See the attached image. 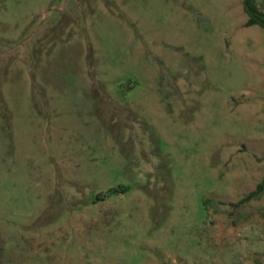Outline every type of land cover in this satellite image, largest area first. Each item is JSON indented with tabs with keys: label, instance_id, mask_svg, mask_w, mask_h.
Wrapping results in <instances>:
<instances>
[{
	"label": "rangeland",
	"instance_id": "1",
	"mask_svg": "<svg viewBox=\"0 0 264 264\" xmlns=\"http://www.w3.org/2000/svg\"><path fill=\"white\" fill-rule=\"evenodd\" d=\"M243 1L0 0V264H264Z\"/></svg>",
	"mask_w": 264,
	"mask_h": 264
},
{
	"label": "trees",
	"instance_id": "2",
	"mask_svg": "<svg viewBox=\"0 0 264 264\" xmlns=\"http://www.w3.org/2000/svg\"><path fill=\"white\" fill-rule=\"evenodd\" d=\"M244 10L248 16L246 27L260 26L264 29V12L258 6L257 0H244ZM264 193V180L257 189L248 195L243 202L257 198Z\"/></svg>",
	"mask_w": 264,
	"mask_h": 264
},
{
	"label": "crops",
	"instance_id": "3",
	"mask_svg": "<svg viewBox=\"0 0 264 264\" xmlns=\"http://www.w3.org/2000/svg\"><path fill=\"white\" fill-rule=\"evenodd\" d=\"M243 5H244V1H243ZM248 21V20H247Z\"/></svg>",
	"mask_w": 264,
	"mask_h": 264
}]
</instances>
